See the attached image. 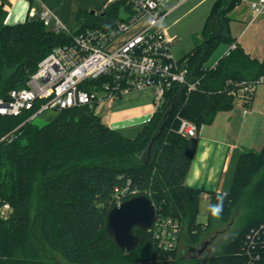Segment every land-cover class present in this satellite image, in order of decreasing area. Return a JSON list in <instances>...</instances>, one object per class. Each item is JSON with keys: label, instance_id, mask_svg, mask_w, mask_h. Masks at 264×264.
Returning a JSON list of instances; mask_svg holds the SVG:
<instances>
[{"label": "trees", "instance_id": "trees-1", "mask_svg": "<svg viewBox=\"0 0 264 264\" xmlns=\"http://www.w3.org/2000/svg\"><path fill=\"white\" fill-rule=\"evenodd\" d=\"M222 3L214 1L200 41L185 55L188 79L197 81L196 88L187 92L185 85L174 83L136 135L108 126L88 106L55 110L41 126L28 119L37 104L16 116L0 115V204L13 207L1 231L24 232L37 210L42 220L47 215L53 219V245L74 264H199L192 257H178L176 248H158L149 229L134 227L139 240L128 252L113 243L104 228L108 211L118 201L145 194L155 205V217L177 219L180 234L192 245L220 225L233 226L203 264H240L246 234L264 223V145L241 150L229 191L206 190L185 184L197 138L176 131L180 118L192 121L197 130L211 124L218 111L233 107L232 90L244 85L240 82L264 73V54L260 60L251 56L231 37L226 15L238 0H227L217 15ZM117 8L89 13L78 31L113 24ZM5 16L0 4V97L26 86L38 62L71 40L37 16L12 24ZM220 41L236 47L205 65ZM204 194L209 205L220 203L222 209L213 217L208 205L201 224L197 215Z\"/></svg>", "mask_w": 264, "mask_h": 264}, {"label": "built area", "instance_id": "built-area-1", "mask_svg": "<svg viewBox=\"0 0 264 264\" xmlns=\"http://www.w3.org/2000/svg\"><path fill=\"white\" fill-rule=\"evenodd\" d=\"M40 8L31 7L54 32H64L71 40L53 48L37 65L26 86L14 88L7 97H0V115H19L24 110L37 109L28 119H34L46 109L60 110L88 106L106 99H117L131 91L150 88L156 107L165 99L174 83L196 88L197 81L188 79L187 58L176 59L161 21L168 10L164 0H105L100 12L118 5V19L111 25L85 27L71 32L43 0ZM251 15L248 25L264 13V0H248ZM236 47L233 42L224 54ZM100 81L89 84L88 82ZM264 83V73L251 82L232 90L234 99L247 104L256 86ZM86 85V86H85ZM176 131L187 137L197 135V126L185 118L179 119ZM7 207V204H4ZM158 248L171 251L176 247L181 224L172 217H155L148 228ZM240 264H264V223L250 229L242 246Z\"/></svg>", "mask_w": 264, "mask_h": 264}, {"label": "rangeland", "instance_id": "rangeland-1", "mask_svg": "<svg viewBox=\"0 0 264 264\" xmlns=\"http://www.w3.org/2000/svg\"><path fill=\"white\" fill-rule=\"evenodd\" d=\"M61 5L62 15L57 14L61 22L71 32H77L82 26L87 24V15L94 13L98 15L101 11V7L95 5L96 0H55ZM168 3H174V0H165ZM215 0H187L184 5L176 10H172L162 19V27L169 40L174 39L171 50L174 56L179 59L193 48V46L200 41L201 28L206 22L210 13L211 7ZM240 4L239 9L232 12L233 8L229 11L226 22L231 25V37L237 38V42L240 46L251 56L259 59L264 54V13L256 17L247 27V19L249 15V4L247 0H238ZM236 4V5H238ZM95 5V6H94ZM236 5L234 7H236ZM167 7H163L164 11ZM32 18V17H31ZM34 18V17H33ZM232 22V23H231ZM245 27L242 33V28ZM228 42L220 41L213 51L208 55L205 65H211L226 49ZM137 94V98H150V105L139 112L140 114L150 115L156 110V104L153 100V90L150 88L134 90L130 92V95ZM128 95L121 97V101L126 99ZM235 109H242L240 107V101L233 99ZM250 102H248L249 104ZM247 114L242 115L239 113V118H242L244 123L245 134H256V142L254 149H259V143L264 135V83H260L256 86L255 98L252 105L245 106ZM136 112L139 111V106H134ZM117 110L112 111V117L120 126H114L113 128L126 131V135L134 136L139 131L141 124L133 129H130L127 123L120 121V116L116 115ZM57 112L53 109H46L36 116L32 121L41 126L47 123ZM139 115V114H138ZM240 121V119H239ZM250 123L251 125H247ZM19 127V125L17 126ZM112 127V126H111ZM229 160V159H228ZM237 161L232 164L230 160L226 163V168L223 166L220 175L214 181H210L209 185L212 189L227 192L231 188L234 171L237 165ZM203 177V178H202ZM205 172L200 176H191L189 183L197 186L206 185L204 178ZM203 181V182H202ZM208 185V184H207ZM7 204V207L4 206ZM209 199L207 196H203L199 203V213L197 220L203 224L206 221L208 214ZM34 210L32 212V219L29 221L27 230L24 232H16L13 229L1 231V223L4 220L10 218L13 213V207L8 202L0 204V264H74L70 260L62 256L53 245V219L50 216H46L43 220L41 213ZM21 229V228H20ZM233 226L220 225L210 232L203 234L198 244H190L181 233L178 237L176 244V250L178 257L183 256L185 258L192 257L196 259L199 264L205 263L209 256L220 248L222 242L227 240ZM9 232H11L9 234ZM209 241L208 245L198 253V250L202 247L205 241Z\"/></svg>", "mask_w": 264, "mask_h": 264}, {"label": "crops", "instance_id": "crops-1", "mask_svg": "<svg viewBox=\"0 0 264 264\" xmlns=\"http://www.w3.org/2000/svg\"><path fill=\"white\" fill-rule=\"evenodd\" d=\"M43 1L45 5L50 10L53 11L54 14L56 13L59 15L63 14L61 13V5L58 4L57 1L55 0H43ZM186 1L187 0H174V3H168L164 0V8L167 7L166 10H168L167 13L164 15V17L169 12H171L173 9L176 10L182 5H184ZM104 2L105 0H96L95 5L102 7ZM0 4L3 6V9L6 11L5 22L10 23V24L22 22L28 17L29 18L36 17V15L30 16L28 14V11L31 7H34L35 10H39L40 8L38 2L36 1L29 2L27 0H0ZM248 4H249V1H248ZM239 6L240 4L236 5V7L233 8L232 12L235 10H238ZM249 15H251L250 4H249ZM62 19L64 20L63 15H62ZM247 22H248V19H247ZM247 26H248V23L245 25V27ZM245 27L242 28L240 33L244 31ZM229 29H230V34H232L231 25H229ZM172 40H173L172 42L173 44L174 39ZM236 41H237V38H236ZM229 45L230 44L228 43L224 52L227 50ZM223 54L224 53H222L219 57H221ZM262 57L259 58V60L262 59ZM182 58H185V56L179 59H182ZM217 59L209 66H212L217 61ZM255 90L252 94V99L249 104L240 102V105H241L240 107H242V109L240 108L237 110L232 107L229 110L218 111L211 124H204L199 127V129L197 130V135H196V138H197L196 147L194 150V154L192 157V161L190 164L188 174L185 178L186 185H189L192 187H202L206 190H214L209 185V182L217 179L221 171L223 174V166L226 168V163L229 160L232 164H234L236 160H238L241 150L244 148L255 150L254 146H255V142L257 138L256 134L255 135H252L250 133L245 134L244 133V129H245L244 123L248 120L245 119V121H242V118H239L240 117L239 113H242V115H245L249 112L247 111L245 106L252 105L254 98H255ZM126 95H128V97L126 99H123L122 101L120 100L122 97L121 96L117 99H110V100L106 99V100L99 102L98 104H96L94 108V113L100 116L101 120L108 126L110 127L112 126V128L114 126L118 127L122 124V123L119 124L118 122H116L115 119L112 117L113 110H117L116 115L120 116L119 117L120 121L121 122L125 121L130 129H133L139 126L140 124L142 125L144 122H146L150 118L151 115L147 117L148 116L147 114L142 115L139 112H141V110L145 109L147 106L150 105L151 99L150 98H145V99L137 98L139 97L137 96V94L130 95V92L125 94V96ZM134 106H139V109H137L139 111L136 114L134 113L136 111L134 109H131V108H134ZM247 125L249 126L251 124L247 123L246 126ZM123 132L126 133V131H123ZM260 138L261 140L259 143L260 144L259 149L260 147L264 145V135L263 137H260ZM203 172H205L204 181L206 185L197 186V185H193L188 182L191 176H200ZM214 191H218V190H214ZM203 196H207V195L204 194Z\"/></svg>", "mask_w": 264, "mask_h": 264}, {"label": "water", "instance_id": "water-1", "mask_svg": "<svg viewBox=\"0 0 264 264\" xmlns=\"http://www.w3.org/2000/svg\"><path fill=\"white\" fill-rule=\"evenodd\" d=\"M227 0H223L217 15L226 7ZM156 215L153 201L145 194H134L129 198L118 201L107 213L105 218V231L113 243L123 252L133 249L139 240L134 227L148 229ZM209 241H205L198 250L200 253Z\"/></svg>", "mask_w": 264, "mask_h": 264}, {"label": "clouds", "instance_id": "clouds-1", "mask_svg": "<svg viewBox=\"0 0 264 264\" xmlns=\"http://www.w3.org/2000/svg\"><path fill=\"white\" fill-rule=\"evenodd\" d=\"M222 209V205L217 203L215 205H209V211L213 217H218Z\"/></svg>", "mask_w": 264, "mask_h": 264}]
</instances>
